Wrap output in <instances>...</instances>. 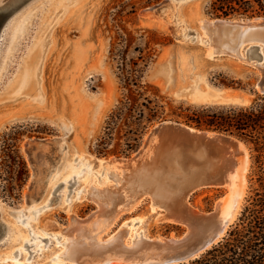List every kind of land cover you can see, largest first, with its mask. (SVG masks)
Returning <instances> with one entry per match:
<instances>
[{
    "label": "rangeland",
    "instance_id": "rangeland-1",
    "mask_svg": "<svg viewBox=\"0 0 264 264\" xmlns=\"http://www.w3.org/2000/svg\"><path fill=\"white\" fill-rule=\"evenodd\" d=\"M8 1L0 0V5ZM23 4L19 22H13L0 44V213L25 230L9 212L27 202L38 210L48 204L28 225L43 243L38 251L34 246L38 240L20 247L21 262L30 255L32 264H73L49 261L61 247L39 228H63L73 217L92 214L96 205L89 199V189L114 182L96 159L131 158L152 129L167 121L232 136L248 149L246 193L223 242L262 184L252 145L234 131L208 127L206 121L249 111L262 103L264 95L254 87L261 74L258 69L227 53L206 57L202 43L211 36L201 31L199 20L264 18V0H26ZM250 44L264 48L263 42L255 41L242 43V48ZM245 56L261 63L258 54L254 59ZM37 65L36 78L32 69ZM216 91L246 101L219 100ZM225 195L224 188L201 189L189 204L208 214ZM151 205L145 196L125 209L109 233L124 222L131 225V220L142 231L138 238L183 233V227L157 218L151 208L164 209ZM26 234L1 244L0 257L24 244Z\"/></svg>",
    "mask_w": 264,
    "mask_h": 264
},
{
    "label": "bare ground",
    "instance_id": "bare-ground-1",
    "mask_svg": "<svg viewBox=\"0 0 264 264\" xmlns=\"http://www.w3.org/2000/svg\"><path fill=\"white\" fill-rule=\"evenodd\" d=\"M17 1L19 0H13L14 3ZM179 1L171 0V3ZM19 15L20 12L11 19L5 32L14 24V21L20 19L21 16L19 17ZM199 25L204 34L211 36L210 41L202 43L207 49L206 57L208 59H213L214 54L227 53L237 57L236 59L242 64L264 69V48L260 44L256 46L250 44V47L242 48V43L246 42L264 43V18L252 20L201 19ZM200 38H206V36L201 35ZM246 54L253 59L258 54L261 63L250 62L246 58ZM39 67L40 65H37L32 69L33 76L36 78L39 75ZM223 95L221 91L215 92V96L219 100L226 99L230 103L238 101L237 103L240 104L244 100L246 101V99ZM164 140L165 138H156V136L147 138L142 145L143 147L141 146L138 153L133 154L130 159L111 158L107 161L96 159V165L104 167L114 182L111 185H104L101 189L94 187L89 189V199L94 201L95 211L85 219L71 218L68 222L69 228L63 233L52 231L46 228V225L39 228L44 235H51L61 247L49 259L50 262L62 263L61 261L70 260L75 264H115L121 263L122 257L125 255L142 256L153 251L151 243L153 241L158 243L160 238L135 237L139 236L142 231L135 227L136 223L132 220L131 225L124 222L120 228L118 227L109 233L110 227L122 211L134 207L145 196L151 198V207L165 210L158 212L151 208L155 211L157 218L163 220L167 219L171 212L197 213L195 210H190L191 207L188 205L187 193L189 188L187 185L189 179L195 176H205L204 172L221 174L225 181L226 195L215 203V209L209 218H201L199 222H194L191 232L201 235L210 232L217 224L222 225L223 232L227 230L228 225L236 219L246 193V173L250 163L247 147L237 142L235 148L239 155L235 158L234 155L231 156L226 153L227 150H220L215 151L216 156H212L211 153H202L183 160L173 152L174 150H170ZM29 203L27 202V205L19 210L9 212L15 218L14 223L21 224L26 229L21 230L22 227H14L15 225L8 221L9 230L8 234L5 235L7 241L9 239L12 242L18 241L17 238L20 233H27L28 238L22 240L24 244L13 250L11 254L4 255L3 258L0 257V264L7 261L12 264H32L30 255L21 262L20 250L23 245L25 247L31 240L39 241V243H34L37 251L40 249V243H43L42 237L33 233L28 225L30 221L35 220L38 211L48 203H45L39 210L38 208L33 209ZM57 234L61 236L56 237ZM118 254H120V258L114 260L113 256Z\"/></svg>",
    "mask_w": 264,
    "mask_h": 264
},
{
    "label": "water",
    "instance_id": "water-1",
    "mask_svg": "<svg viewBox=\"0 0 264 264\" xmlns=\"http://www.w3.org/2000/svg\"><path fill=\"white\" fill-rule=\"evenodd\" d=\"M25 1L26 0H19L14 3L13 0H9L7 3L0 5V44L2 42L1 37L5 33L7 25L23 7ZM258 71L261 74L260 77L257 78L254 87L256 92L260 95H264V69H258ZM152 136H156V138H165L164 142L169 146L170 150H174L173 152L183 160H187V157L190 159L193 155H201L202 153H211L212 156H216L217 153L215 151L220 150H227L228 152L226 153L231 156L234 155L235 158L239 155L238 150L235 148V144H237V142L242 143L238 139L226 134L202 131L169 121L159 123L152 129L146 139ZM242 144L246 146L244 143ZM228 146H230V149H228ZM139 150L140 149H138L135 154H137ZM203 174L206 175L195 176L188 180L187 187L189 190L187 193V202L192 211L194 208L189 204V199L195 192L208 188H224L225 181L221 174H213L210 172H204ZM192 214L179 211L174 213L171 212L169 217L163 221L183 227L184 231L181 235L157 237L160 238V241H158V243L154 241L151 243L154 249L153 251L142 256L134 254L125 255L122 257L121 263L115 264H187L199 259L213 246L222 241L232 223L228 225L225 232L222 231V225L219 226L217 224L210 232L208 231L198 235L191 232V227L194 226V222H199L201 218H209L212 212L208 214H202L200 212ZM68 228L69 225L63 228L48 227V229L52 231H60L61 233ZM8 230L9 223L6 219L1 217L0 213V245L7 242V237H5V235L8 234ZM119 255L120 254L113 256V259L117 260L120 258Z\"/></svg>",
    "mask_w": 264,
    "mask_h": 264
},
{
    "label": "trees",
    "instance_id": "trees-1",
    "mask_svg": "<svg viewBox=\"0 0 264 264\" xmlns=\"http://www.w3.org/2000/svg\"><path fill=\"white\" fill-rule=\"evenodd\" d=\"M261 99L262 103L249 111L230 112L206 121L208 127L234 131L236 136L252 145L262 187L242 211L228 237L203 257L187 264H264V97ZM127 100L135 103L133 97Z\"/></svg>",
    "mask_w": 264,
    "mask_h": 264
}]
</instances>
